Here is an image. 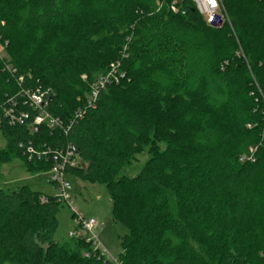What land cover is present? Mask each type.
<instances>
[{
    "label": "trees",
    "instance_id": "obj_1",
    "mask_svg": "<svg viewBox=\"0 0 264 264\" xmlns=\"http://www.w3.org/2000/svg\"><path fill=\"white\" fill-rule=\"evenodd\" d=\"M159 2L0 0V167L20 159L48 173L27 146L75 147L68 174L105 186L130 231L117 264H264V0H225L231 25L207 24L190 0ZM117 64L124 76L87 108ZM24 89L50 91L45 111L62 129L10 124L11 99L15 114L37 113ZM142 153L141 173L125 176ZM61 206L0 188V264H114L85 238L55 239Z\"/></svg>",
    "mask_w": 264,
    "mask_h": 264
},
{
    "label": "built area",
    "instance_id": "obj_2",
    "mask_svg": "<svg viewBox=\"0 0 264 264\" xmlns=\"http://www.w3.org/2000/svg\"><path fill=\"white\" fill-rule=\"evenodd\" d=\"M199 14L204 18V20L209 25H221L225 22H230L229 18L225 11L224 2L225 0H190ZM178 0H175L177 3ZM176 7L173 6L172 10L176 11ZM7 46L0 45L1 48ZM1 56V51H0ZM6 69L9 71H13L11 67L8 65ZM119 64L113 65L112 70L106 75L98 78L96 84L93 86L90 93L87 95L86 107L93 108L96 105L99 91L104 89L106 84L111 80L119 82L118 77H123L124 75H118L119 72ZM20 82H23V78L19 79ZM50 94V91L44 92L41 89L32 90V89H24L21 92L22 99L26 100L31 108H33L37 113L32 118L28 112H21L19 115L15 114L14 108H17V103L15 99L9 100L11 103V108H4L3 115L5 118H9V122L12 126L20 125V126H28L30 132L34 135L39 133L40 129L45 125L50 130L62 129L63 124L58 118L51 116L49 113L45 111L46 105V96ZM85 114V111H79L77 116L82 118ZM23 148V145H21ZM36 148L34 145H29L24 149V156L27 158L29 162H49L52 163V168L48 172L50 174L49 182L56 188L57 194L56 198L61 203H68L73 211L75 216V229L70 232V238H85L88 244H91L93 250H98L104 256L105 252H103L100 248L95 249L94 246H100L101 242L98 238V235L95 232V229L98 226V222L96 219L87 217L73 207V202L71 198V189L72 185L69 181L68 171L71 169H75L80 167L81 162L77 158L75 152L69 146L66 149H51V148ZM257 149L255 147H251L249 149V153L242 156L241 161H254V156ZM81 230L84 231L85 234L81 233ZM86 257L90 255L85 254ZM106 256V255H105ZM110 261V260H109ZM111 262V261H110ZM117 264V262H112Z\"/></svg>",
    "mask_w": 264,
    "mask_h": 264
},
{
    "label": "rangeland",
    "instance_id": "obj_3",
    "mask_svg": "<svg viewBox=\"0 0 264 264\" xmlns=\"http://www.w3.org/2000/svg\"><path fill=\"white\" fill-rule=\"evenodd\" d=\"M156 5L159 9L161 4L156 0ZM225 6V2H224ZM158 11V10H157ZM173 11V10H172ZM179 9L177 8V13ZM231 25V23L229 22ZM1 57L10 61V54L6 52V47L1 48ZM84 81L87 76H82ZM6 139L0 131V151L5 149ZM149 159L147 153L137 155L133 163L125 169L124 175L129 178L137 177L144 165ZM49 173L35 175L26 171L23 162L20 159H14L12 162L0 167V188L15 190L22 186H28L33 191H37L49 196H56V188L49 182ZM69 181L72 185L71 198L73 207L79 213L96 219L98 226L95 229L96 234L101 242L100 246H94L95 249L100 248L105 252L104 256L111 262H118L119 255L122 253L121 241L130 231L124 225L114 221L112 216L113 203L106 187L100 184H90L83 181L80 177L69 176ZM58 214L59 229L55 234L57 241L68 239L70 232L75 229V216L68 203H62ZM128 224V223H126ZM82 234H85L81 230Z\"/></svg>",
    "mask_w": 264,
    "mask_h": 264
},
{
    "label": "water",
    "instance_id": "obj_4",
    "mask_svg": "<svg viewBox=\"0 0 264 264\" xmlns=\"http://www.w3.org/2000/svg\"><path fill=\"white\" fill-rule=\"evenodd\" d=\"M71 149L75 152L76 155L78 154V151L75 147H72Z\"/></svg>",
    "mask_w": 264,
    "mask_h": 264
},
{
    "label": "bare ground",
    "instance_id": "obj_5",
    "mask_svg": "<svg viewBox=\"0 0 264 264\" xmlns=\"http://www.w3.org/2000/svg\"><path fill=\"white\" fill-rule=\"evenodd\" d=\"M172 9V8H171Z\"/></svg>",
    "mask_w": 264,
    "mask_h": 264
}]
</instances>
